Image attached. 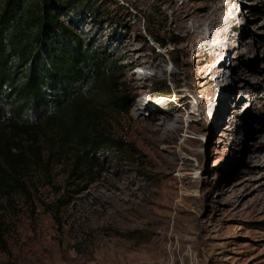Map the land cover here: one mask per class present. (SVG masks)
<instances>
[{"label":"rangeland","instance_id":"obj_1","mask_svg":"<svg viewBox=\"0 0 264 264\" xmlns=\"http://www.w3.org/2000/svg\"><path fill=\"white\" fill-rule=\"evenodd\" d=\"M99 5L60 20L116 58L129 109L107 112L108 128L137 154L100 153L102 171L73 194L51 140L25 136L24 189L0 186V262L264 264V0ZM155 116L177 120L152 149Z\"/></svg>","mask_w":264,"mask_h":264},{"label":"trees","instance_id":"obj_2","mask_svg":"<svg viewBox=\"0 0 264 264\" xmlns=\"http://www.w3.org/2000/svg\"><path fill=\"white\" fill-rule=\"evenodd\" d=\"M101 2L0 0V186L24 189L25 136L42 133L51 140L50 155L66 159L73 194L102 171L100 153L137 154L108 128L107 112L129 109L116 58L60 20L79 8L92 13ZM146 29L161 46L181 43Z\"/></svg>","mask_w":264,"mask_h":264},{"label":"bare ground","instance_id":"obj_3","mask_svg":"<svg viewBox=\"0 0 264 264\" xmlns=\"http://www.w3.org/2000/svg\"><path fill=\"white\" fill-rule=\"evenodd\" d=\"M172 1V0H171ZM175 11V10H174ZM181 15L180 12H177L175 14L176 17H179ZM192 21H195L197 24H205L203 21L199 20L198 17H195ZM235 20L234 18H226L224 20H217L215 21V24H234ZM180 24H187L186 18L184 16H181L179 19ZM212 24V23H209ZM211 39V35H208L205 37L204 42L200 46H195L196 50H199L201 52L206 51L209 48V41ZM217 50H219V47H216ZM211 58H214V55L211 54ZM217 72V67H214L211 69L210 74H215ZM139 78H143L142 75H138ZM181 91H184V89H180ZM158 119V122H155V120ZM175 117H169V116H162V117H152L149 122L145 124V142L148 146H150L152 149L157 148L163 141L167 140V133L169 130V127L172 122H176Z\"/></svg>","mask_w":264,"mask_h":264}]
</instances>
